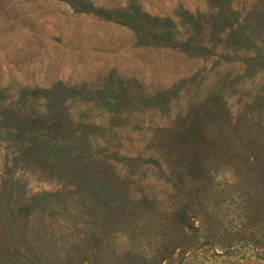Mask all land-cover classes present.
<instances>
[{
  "label": "rangeland",
  "instance_id": "374dc122",
  "mask_svg": "<svg viewBox=\"0 0 264 264\" xmlns=\"http://www.w3.org/2000/svg\"><path fill=\"white\" fill-rule=\"evenodd\" d=\"M0 264H264V0H0Z\"/></svg>",
  "mask_w": 264,
  "mask_h": 264
}]
</instances>
